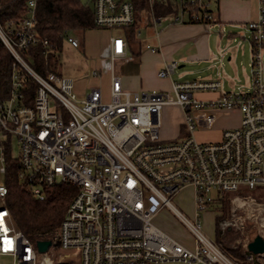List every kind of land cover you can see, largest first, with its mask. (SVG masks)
Instances as JSON below:
<instances>
[{
	"label": "built area",
	"instance_id": "2783aa9c",
	"mask_svg": "<svg viewBox=\"0 0 264 264\" xmlns=\"http://www.w3.org/2000/svg\"><path fill=\"white\" fill-rule=\"evenodd\" d=\"M148 1L151 6L173 9L164 16L152 15L156 33L166 21L216 23V0ZM256 1L257 18L244 26L252 43L251 87L222 92L209 101L195 94L218 92V81L173 82L168 91L129 92L113 73L106 100L97 87L79 97L73 78L58 71L42 75L25 59L36 47L45 57L59 54L37 31L38 0H25L16 26L0 22V43L13 59L9 93L0 101V172L5 176L6 157L16 160L19 183L38 200L56 184L76 188L58 228L49 239L39 240L50 241V246L39 252L38 241H31L15 227L6 206L8 189L4 180L0 182V264L3 258L11 259V264H237L201 231L200 216L220 206L226 193L234 195L230 201L235 209L264 213V203L247 194L264 190V0ZM88 3L96 29L123 31L135 23L132 0ZM59 37L72 48L80 45L72 31L65 30ZM147 49L158 52L156 47ZM118 59L133 60L124 36L111 38V70ZM176 68V62H168L158 77H168ZM18 69L37 84L29 103ZM90 75L99 73L93 70ZM168 105L181 111L183 132L164 140L159 136L160 112ZM221 110H238L239 125L224 129L217 141L197 139L195 133L209 129L213 113ZM186 188L193 191L192 221L170 203ZM164 209L188 230L191 247L154 224ZM227 225L222 221L219 229ZM6 240L12 241L10 248ZM247 256L253 260L251 254Z\"/></svg>",
	"mask_w": 264,
	"mask_h": 264
},
{
	"label": "crops",
	"instance_id": "0c3cea01",
	"mask_svg": "<svg viewBox=\"0 0 264 264\" xmlns=\"http://www.w3.org/2000/svg\"><path fill=\"white\" fill-rule=\"evenodd\" d=\"M257 11L256 0H216L215 24H172L166 21L157 29V33L151 23L140 24L137 29L139 35L136 36L139 45L133 47L137 49L136 53L133 54L128 46L129 55L133 57V60L118 59L113 62L112 70L109 61L111 38L124 36V34L120 30V34H113L110 30L99 29L103 35V43L91 67V72L98 71L99 75L91 76V82L98 77L106 79L107 98L112 73L119 77L122 88L129 92L168 91L173 82L194 80L218 81L221 85L218 92L196 93L195 97L201 101L215 99L222 92L248 91L251 87V71L249 70L247 75L244 69L240 68L244 66V61L248 62L249 67L252 59V43L249 34L245 36L244 26L256 20ZM237 36L247 42L237 41ZM231 42L235 44L232 45ZM148 46L156 47L158 52H150L147 49ZM240 52L242 58L239 60ZM91 54L95 55L93 52ZM263 54L264 47L261 50L264 60ZM171 61L177 63L174 73L168 77L159 78L158 71ZM81 81L85 84L76 87ZM87 83L89 82L86 77L76 79L75 91L79 97L87 94L92 87H97L102 91L105 85L89 86ZM213 114L215 119L211 127L206 130L209 131L208 135L206 139H200L201 141H217L224 129L237 127L240 123L241 114L238 110H221ZM182 132L181 116L173 138L181 135ZM158 218V215L154 218L155 225Z\"/></svg>",
	"mask_w": 264,
	"mask_h": 264
},
{
	"label": "trees",
	"instance_id": "16d2710c",
	"mask_svg": "<svg viewBox=\"0 0 264 264\" xmlns=\"http://www.w3.org/2000/svg\"><path fill=\"white\" fill-rule=\"evenodd\" d=\"M136 19L134 25L123 30L133 54L138 46L136 31L140 24H149L153 16H164L173 9L159 5L151 6L148 0H132ZM25 0H0V22L2 25L13 23L16 26L22 18ZM36 27L41 38H47L60 53L63 42L59 35L65 31H88L96 29L93 23V11L90 3L81 5L78 0H38L36 12ZM42 49L36 47L25 56L26 61L33 70L40 74L46 71H58L59 54L50 53L48 57L41 54ZM13 59L6 48L0 43V101L7 98L9 93L11 75L13 72ZM18 79L23 84L22 92L25 101L29 103L35 95L37 84L23 70H17ZM19 165L16 160L6 157L4 181L8 189L6 206L11 214L15 227L33 242L49 239L58 228L64 213L71 200L76 194V188L64 184H56L45 189L43 200L34 198L31 193L23 187L18 179ZM246 194V193H243ZM213 213L214 217V240L222 244V237L217 228V220L222 214L227 213L228 201L225 195L220 200ZM219 208V209H218ZM224 245V244H223ZM223 252L237 264L248 263L241 248H230L220 246ZM250 263V262H249ZM252 264V263H251Z\"/></svg>",
	"mask_w": 264,
	"mask_h": 264
},
{
	"label": "rangeland",
	"instance_id": "374dc122",
	"mask_svg": "<svg viewBox=\"0 0 264 264\" xmlns=\"http://www.w3.org/2000/svg\"><path fill=\"white\" fill-rule=\"evenodd\" d=\"M165 24V23H163ZM108 31V30H107ZM113 34H120L119 30H110ZM74 37L79 40V47L72 48L69 45L63 43L62 50L59 53V66L58 72L64 76H68L76 79L86 77L88 78L87 83L89 86L95 84H105L102 89L103 99H107V88H106V79L96 78V82H91V67L92 62L96 60V54L101 49L103 35L101 30L95 29L94 31L87 32L82 30L72 31ZM249 33L246 31L245 36ZM142 36V35H141ZM249 36V35H248ZM237 41L246 43L247 41L241 40L238 36L236 37ZM232 45H234L231 42ZM95 53L92 55L91 53ZM264 55V54H263ZM241 52H240V60ZM248 62L244 61V66L240 69H244L245 73L249 74ZM264 64V60H263ZM230 73V71L228 70ZM241 74V70H240ZM102 77V76H101ZM102 82V83H101ZM81 83L77 84L76 87L83 85ZM180 110L174 105H168L163 107L160 112V123L161 127L159 129V136L164 140L174 139L176 127L181 119ZM209 131H197L195 133L196 138L206 139ZM13 153H16L17 146L13 142L12 146ZM4 175L0 172V182H3ZM189 189V190H188ZM237 194H243L238 192ZM247 194H250L255 198L256 202L264 203V190L259 191H250ZM234 195L230 193L225 194V198L228 201L227 204V213L222 214L219 210L220 218L217 220V228L220 232V238L222 237V246H227L230 248H241L242 254L245 255V260L249 263L248 256L246 254V245L247 243L255 236L259 235L264 240V213L258 215L257 212L248 211L245 212L241 209H235V205L231 203L230 198ZM170 203L188 220H193V191L191 188H186L179 192L175 197L170 199ZM221 207V206H220ZM216 208L213 207L207 212H202L200 216L201 221V231L210 239L214 240V217L215 214L213 211ZM219 209V208H218ZM234 213V215H232ZM261 216V217H258ZM158 219L156 220V225L163 230L165 233L170 235L172 238L177 240L179 243L191 247L192 246V237L189 234L188 230L183 226L180 220L169 210L164 209L158 214ZM226 221L228 223L227 227L224 230L219 229V223ZM217 243V242H216ZM219 244V243H217ZM224 244V245H223ZM219 245V246H221ZM253 263L255 264H264V255L256 256L253 258ZM1 264H11V259L3 258Z\"/></svg>",
	"mask_w": 264,
	"mask_h": 264
},
{
	"label": "water",
	"instance_id": "95a60500",
	"mask_svg": "<svg viewBox=\"0 0 264 264\" xmlns=\"http://www.w3.org/2000/svg\"><path fill=\"white\" fill-rule=\"evenodd\" d=\"M81 5H86L88 0H78ZM50 246V241H38L36 247L39 252H44ZM246 251L255 258L264 254V240L259 235L253 237L246 245ZM254 260V259H253ZM252 260V264L253 263Z\"/></svg>",
	"mask_w": 264,
	"mask_h": 264
},
{
	"label": "snow or ice",
	"instance_id": "6c2138e0",
	"mask_svg": "<svg viewBox=\"0 0 264 264\" xmlns=\"http://www.w3.org/2000/svg\"><path fill=\"white\" fill-rule=\"evenodd\" d=\"M117 49L119 50V44L117 46ZM3 229V221H2V218H0V230ZM4 243L10 248L11 245H12V241L11 240H6L4 241Z\"/></svg>",
	"mask_w": 264,
	"mask_h": 264
}]
</instances>
